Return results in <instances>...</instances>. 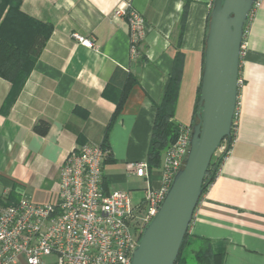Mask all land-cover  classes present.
Here are the masks:
<instances>
[{
    "label": "crops",
    "instance_id": "1",
    "mask_svg": "<svg viewBox=\"0 0 264 264\" xmlns=\"http://www.w3.org/2000/svg\"><path fill=\"white\" fill-rule=\"evenodd\" d=\"M188 1L183 15L184 0H22V12L50 23L52 32L19 90L0 77V205L21 198L55 201L67 153L85 142L102 143L129 79L108 130L102 186L130 196L140 189L135 203L144 197L145 180L129 165L146 160L156 106L177 62L173 120L193 123L213 0ZM128 8L142 15L146 27L134 55L123 14ZM74 33L94 47L79 43ZM243 43L234 141L188 228L189 236L223 252L222 264H264V0L248 18ZM39 120L49 124L44 135L34 131ZM164 152L160 165L147 169L152 189L162 184ZM43 260L53 264L55 256ZM17 264H26L23 256Z\"/></svg>",
    "mask_w": 264,
    "mask_h": 264
},
{
    "label": "built area",
    "instance_id": "2",
    "mask_svg": "<svg viewBox=\"0 0 264 264\" xmlns=\"http://www.w3.org/2000/svg\"><path fill=\"white\" fill-rule=\"evenodd\" d=\"M259 3L260 0L254 1L249 17ZM123 14L127 17L129 48L134 55L145 36V20L132 8ZM73 37L86 47H94L89 38L76 33ZM244 48L242 41L240 56ZM237 120L235 108L233 134ZM191 131L192 123L181 125L176 140L165 150L162 184L158 189L149 185L145 161L129 165L136 176L145 180V195L136 203L128 190L106 192L103 189L106 151L101 144L85 142L73 147L60 167L55 201L36 203L21 198L0 205V264H17L19 256L24 257L26 264H47L43 260L45 255L55 256L53 264H131L132 251L143 229L184 164ZM233 141L234 136L230 143L224 139L214 155L224 154V160Z\"/></svg>",
    "mask_w": 264,
    "mask_h": 264
},
{
    "label": "water",
    "instance_id": "3",
    "mask_svg": "<svg viewBox=\"0 0 264 264\" xmlns=\"http://www.w3.org/2000/svg\"><path fill=\"white\" fill-rule=\"evenodd\" d=\"M255 0H213L204 40L203 65L184 164L132 251L131 264H175L202 194L218 145L231 137L237 105L240 50Z\"/></svg>",
    "mask_w": 264,
    "mask_h": 264
},
{
    "label": "trees",
    "instance_id": "4",
    "mask_svg": "<svg viewBox=\"0 0 264 264\" xmlns=\"http://www.w3.org/2000/svg\"><path fill=\"white\" fill-rule=\"evenodd\" d=\"M21 2L22 0H0V77L9 80L17 90L24 84L40 50L52 32V25L50 23L41 22L22 12L20 9ZM184 2L183 15L185 14L186 6L189 1L184 0ZM247 21L245 22L244 30ZM178 66L179 63H175L163 99L161 103L156 106L155 117L146 152L145 161L148 170L157 168L160 165L163 152L176 140L181 128V124L173 120L179 83ZM131 83L130 79L127 80L124 93L116 104L115 111L101 143L102 148L106 151L105 161L110 160L109 145L107 142L108 130L112 121L123 106L126 89L130 87ZM198 92L193 123L196 121L195 111ZM48 128L49 124L44 120H39L34 125V131L40 135L46 134ZM233 136L234 134L231 129L229 143L232 141ZM223 158L224 154L212 155L202 184V193L214 180ZM223 256V252L213 250L210 241L191 237L187 231L175 264H187L189 257L197 264H222Z\"/></svg>",
    "mask_w": 264,
    "mask_h": 264
},
{
    "label": "rangeland",
    "instance_id": "5",
    "mask_svg": "<svg viewBox=\"0 0 264 264\" xmlns=\"http://www.w3.org/2000/svg\"><path fill=\"white\" fill-rule=\"evenodd\" d=\"M142 194V191L140 189L134 190L132 192V195L130 196L131 200H136L138 197H140ZM187 264H197L192 258L189 257Z\"/></svg>",
    "mask_w": 264,
    "mask_h": 264
}]
</instances>
